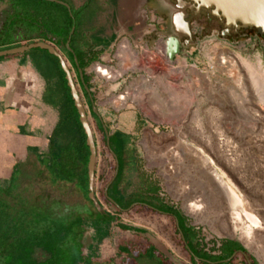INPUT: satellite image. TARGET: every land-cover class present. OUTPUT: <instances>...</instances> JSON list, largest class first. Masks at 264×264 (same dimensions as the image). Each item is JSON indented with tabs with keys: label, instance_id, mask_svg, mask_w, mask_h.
<instances>
[{
	"label": "rangeland",
	"instance_id": "374dc122",
	"mask_svg": "<svg viewBox=\"0 0 264 264\" xmlns=\"http://www.w3.org/2000/svg\"><path fill=\"white\" fill-rule=\"evenodd\" d=\"M50 1L30 0L29 4L36 12L42 8L50 11L56 32L67 19L66 9L73 27L75 13L68 4L60 0L67 8ZM181 50L169 60L162 38L149 46L147 42L134 45L120 36L110 60L93 59L83 67L87 95L80 90L76 70L65 54L96 144L94 196L100 211L118 214V223L129 228H117L111 220L101 225V231L89 229L86 239L91 238L92 254L106 264L118 240L133 236L134 228L173 263L188 261L181 257L172 217L142 208L139 203L116 210L113 203L100 197L113 173L103 133L117 132L121 145L116 153H110L116 165L118 161L124 168L117 187L108 186L109 195L116 200L118 195L124 200L140 198L142 206L148 205L147 201L165 202L190 227L193 242L218 251L222 241H236L245 250L238 260L241 264H264V40L229 41L217 34H199L190 47ZM239 56L256 67L242 64ZM46 59V72H57L53 59ZM96 65L109 68L112 75H102ZM120 94L127 96L119 100ZM104 139L107 144L106 135ZM204 157L209 159L207 163ZM27 162L28 158L23 169ZM213 168L224 174L257 214L260 225L258 234L252 235L255 237H246L240 228L234 230L236 223L244 226L248 220L242 216L237 222L233 220L230 198L212 177ZM9 174L2 173L0 183H6ZM190 202L199 207L193 210ZM35 254L45 256L39 250Z\"/></svg>",
	"mask_w": 264,
	"mask_h": 264
},
{
	"label": "trees",
	"instance_id": "16d2710c",
	"mask_svg": "<svg viewBox=\"0 0 264 264\" xmlns=\"http://www.w3.org/2000/svg\"><path fill=\"white\" fill-rule=\"evenodd\" d=\"M50 2L60 5L54 1ZM26 8L28 7L25 6ZM49 13L50 11L42 8V40L54 47L57 45L63 47L71 66L76 70V82L80 90L87 95L83 87H88L83 67L92 60V57H81L73 49L71 39L74 31L69 34L72 21L67 10L64 9L67 19L62 29L57 32ZM21 25L26 33L34 30L31 23L21 22ZM46 34H50L54 41L46 40ZM68 37L69 49L65 46ZM31 41L35 39L28 40ZM11 46L14 45H5L0 49ZM28 52L42 62V74L54 79L53 86H48L46 99L57 107L58 117L48 137L47 150L40 156L29 157L27 167L11 172L6 183H0V264H103L105 262L92 256L91 238L87 240L85 233L89 232V229L94 232L101 231V225L111 220H114L117 228L122 230L129 228L118 223V214L97 210L87 196L85 165L88 148L57 58L38 47L30 48ZM46 57L53 59L57 72L56 70L46 72L44 66L49 65ZM77 69L81 70V76ZM73 80L75 83L74 78ZM104 135L107 134L103 133V142L112 158L114 169L115 159L110 151L116 153L122 140L119 133L112 132L107 135L106 144ZM123 168L124 164L117 161L116 174L108 186L113 184L117 187ZM100 197L108 201L107 197L110 196L107 189L105 194L101 191ZM117 198L118 200L111 197L118 207L116 210H122L135 201L144 202L140 198L124 200L119 195ZM147 204L152 207L149 210L153 212L168 211L174 216L177 222L174 231L178 236L182 250L180 254L184 259L197 261L198 264H205V260L212 261V264H220L223 259L229 258L225 263L231 264L230 255L234 247H239L238 242L222 241L218 254H211L210 250L204 249L196 242L190 246L187 243L188 239L192 240L190 227L185 225L176 211L162 201L158 203L147 201ZM139 205L148 209L141 203ZM131 229L134 235L123 236L118 240L116 251L106 260V264H175L151 241L139 236L137 232H141L140 230ZM38 250L45 253L43 258L35 254Z\"/></svg>",
	"mask_w": 264,
	"mask_h": 264
},
{
	"label": "crops",
	"instance_id": "0c3cea01",
	"mask_svg": "<svg viewBox=\"0 0 264 264\" xmlns=\"http://www.w3.org/2000/svg\"><path fill=\"white\" fill-rule=\"evenodd\" d=\"M64 1L75 13L73 49L81 57L92 60L106 53L119 36L130 41L151 40L165 23L175 22L171 16L177 12L170 0ZM29 3L30 0H0V15L13 12L20 20L12 25L16 36L3 39L0 35V47L26 43L32 38L42 40V12H36ZM180 12L178 21L183 23L187 12L184 8ZM21 22L31 23L34 30L26 33ZM50 36L46 34L45 39L53 42ZM55 48L65 57L58 45ZM53 82L54 79L42 74V62L28 50L0 56V175L22 170L27 158L40 156L47 150L48 137L58 117L57 107L46 99L48 86ZM210 253L218 254L219 250ZM239 257L240 254L236 259L232 257L231 264H241ZM225 262L223 259L220 264H229Z\"/></svg>",
	"mask_w": 264,
	"mask_h": 264
},
{
	"label": "flooded vegetation",
	"instance_id": "af4514ba",
	"mask_svg": "<svg viewBox=\"0 0 264 264\" xmlns=\"http://www.w3.org/2000/svg\"><path fill=\"white\" fill-rule=\"evenodd\" d=\"M170 1L173 3V8L176 11H179L182 7L187 12L184 17L182 27H180L177 32L179 34V41L182 42L181 49L184 47H190L195 42L199 34H217L220 38L227 39L229 41H237L238 39H248L253 41H260L261 39L264 40V0ZM7 19L8 22L3 21L2 25H0V35L3 39L16 36L17 31L13 29L12 25L13 23L17 24L20 21L13 12L7 14ZM196 28L198 31H196ZM158 38L164 39L159 35L157 36V39ZM125 40L130 42L127 38H125ZM101 56L102 54L98 55L95 59L100 60ZM109 196L110 197L107 198L114 204V201L111 199V197H114L112 195ZM133 203L141 202L135 201ZM165 204L176 211L178 216L180 215L173 206L167 203ZM145 206L152 208L150 205ZM126 208L127 207L122 209ZM159 214L170 216L174 219V216L168 211L159 212ZM174 221L176 220L174 219ZM187 243L191 246L193 241L188 239ZM244 251L243 246L239 244V247H234L232 252L233 254H231L230 257L236 259L237 254H242ZM228 259L229 258H227V260ZM205 262L211 263L212 261L205 260Z\"/></svg>",
	"mask_w": 264,
	"mask_h": 264
},
{
	"label": "water",
	"instance_id": "95a60500",
	"mask_svg": "<svg viewBox=\"0 0 264 264\" xmlns=\"http://www.w3.org/2000/svg\"><path fill=\"white\" fill-rule=\"evenodd\" d=\"M51 1L61 3L68 8L67 4L60 0H51ZM175 14L171 16V19L175 18L176 16ZM181 16H182V13L178 12V17L180 18ZM3 21L8 22L6 14L0 15V25H2ZM72 30H73V27L70 28L69 34L72 32ZM159 33L164 36L166 56L169 60H172L175 55H177L178 53L182 51L181 50L182 42H180L178 38L179 34L172 28L170 23H165L164 28L162 30H159ZM68 40H69V37L65 41V46L67 49H69ZM35 47L45 49L48 53L55 56L64 74L63 77L69 89V94L72 99V103L78 115L77 117L78 121L85 135L84 141L88 148V156H87V161L85 165L86 174H87V190H88L87 196L92 201L95 208L100 211L99 209L100 204L96 200L94 193H93L94 165H95V159H96V144L94 141L91 124L88 119L87 112L85 110V105L83 104L80 93L77 89L76 84L74 83L73 74L71 72V69L68 66V63L53 45L43 40H35V41L21 43L15 46L7 47V48H2L0 49V56H5V55H10V54H15V53H22L24 51L29 50L30 48H35ZM77 71H78L79 76H81V70L77 69ZM83 87L86 89L85 86ZM91 110L93 113H95L93 106H91ZM106 140H107V135H106ZM115 174H116V161H115V168L113 170V173L110 179L107 181V183L104 186V189H103L104 194L106 193V188L108 184L112 181ZM175 224H176V221H175ZM224 260H227V259H224Z\"/></svg>",
	"mask_w": 264,
	"mask_h": 264
},
{
	"label": "bare ground",
	"instance_id": "6f19581e",
	"mask_svg": "<svg viewBox=\"0 0 264 264\" xmlns=\"http://www.w3.org/2000/svg\"><path fill=\"white\" fill-rule=\"evenodd\" d=\"M182 9V7H181ZM180 9V10H181ZM180 10L178 11L177 10V14H175V22L171 23V26L174 30H176V32H178V30L180 29V27H182V23L179 20V17H178V12H180ZM158 35H161L163 38L164 36L162 34L159 33V31H157L154 35H153V38L151 40H146V39H142V40H135V41H132V43L134 45H137L138 43L140 42H147L149 44V46H153L156 42V39H157V36ZM183 35V34H182ZM120 37V36H119ZM117 37L114 42L112 43V45L109 47V49L106 51V53L102 54V56L100 57V59L104 62L110 60V54H111V51L114 47V44L116 42V40L119 38ZM222 52V51H221ZM219 52V53H221ZM223 58V57H222ZM238 61L241 62L242 64L244 65H248L250 66L251 68L253 67H256V65H252L250 64L249 62L245 61L244 59L240 58V56L238 57ZM181 61H184L182 59H180ZM220 60H225V59H221ZM222 62V61H221ZM259 62V60H258ZM257 62V63H258ZM179 63V62H178ZM177 63V64H178ZM240 63V64H241ZM260 63V62H259ZM258 63V65H259ZM238 64V63H237ZM179 65V64H178ZM181 65V64H180ZM186 65V64H185ZM183 66V65H182ZM242 66V65H241ZM246 67V66H245ZM95 69L100 72L102 75H106L107 77L111 76L112 75V72L109 68L105 67V66H102V65H96ZM178 69V68H177ZM185 69V68H184ZM191 69V68H190ZM183 71V70H182ZM179 72V71H178ZM189 72V71H188ZM250 72H251V69H250ZM254 72V71H253ZM259 72V71H258ZM259 74V73H258ZM199 75V74H198ZM257 75V74H256ZM127 94V93H126ZM126 94H120L119 96H117V99H125L126 98ZM175 151V150H174ZM204 160L206 161V163L209 161V159L205 158L204 157ZM211 175L212 177L218 182V184L220 185V187H222L224 189V191H226V193L228 194L229 198H230V211H231V214L233 215L232 218L233 220H238V219H242L241 216L248 220V224H245L244 226L241 224H235L234 225V230H237L238 228H240L242 231V234L245 235L246 237H251L252 235H257L258 232H256V228L260 225V221L257 217V214H254V211L248 207V205H246L244 202H243V198L241 196V194L237 191V189L235 188V186H233V184L229 181V180H226L224 178V174L220 171H217L215 168H213L211 170ZM190 206H192V209L196 210V208L199 207V204L197 202H190L189 203ZM245 221V220H244ZM237 222V221H236ZM242 223V222H241ZM244 223V222H243ZM255 236H252L251 238H253Z\"/></svg>",
	"mask_w": 264,
	"mask_h": 264
}]
</instances>
